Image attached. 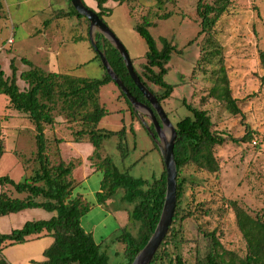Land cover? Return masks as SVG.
Wrapping results in <instances>:
<instances>
[{
	"label": "rangeland",
	"instance_id": "obj_1",
	"mask_svg": "<svg viewBox=\"0 0 264 264\" xmlns=\"http://www.w3.org/2000/svg\"><path fill=\"white\" fill-rule=\"evenodd\" d=\"M83 1L97 12L96 4L91 7L87 0ZM206 1L213 4L216 0ZM197 2L134 0L129 5L109 2L110 13L104 16L105 23L125 46L139 73L143 72L147 45L134 29L135 24L142 23L145 17L152 24L150 31L160 48V37L175 44L177 50L165 77L175 89L169 99L161 102L164 110L176 125L191 114L183 104L185 100L205 110L211 117L213 130L226 137L223 145L214 148L220 166L217 173L189 165L180 174L185 180L182 207L188 214L182 223L180 245L185 264H196L198 255H205L211 246L207 235L212 232L228 252L227 261L245 258L247 244L237 226L232 202L252 217L264 220V70L259 57L264 50V0H231L210 35H199ZM56 10L68 11V0H0V68L6 78L11 77L10 62L15 59L21 90L27 85L20 74L29 70L22 59L44 70L74 77L102 79L104 76L103 68L95 60L96 51L85 19L62 18L53 20V26L44 25ZM221 63L226 68L232 96L241 114L230 113L222 102L210 96ZM147 83L154 91L162 93V89ZM100 102L109 113L101 120L100 128L118 131L125 127L130 149L129 156L122 161L116 148L118 139L114 137L104 143L102 158H113L120 169L133 177L150 181L159 178L164 162L156 140L144 122L131 115L115 82L101 88ZM8 105V98L0 94V129L4 145L0 176H9L19 183L32 174V166H38L37 145L33 123ZM61 105L59 103L54 112L57 124L48 126L46 132L48 154L53 164L62 158L56 154L57 137L70 142L72 132L81 128L66 119ZM144 120L150 124L149 119ZM247 132L252 133V140H231H240ZM62 148L66 163L79 167L98 165L97 159L84 161L79 158L82 156L79 150L68 149L65 145ZM83 173L75 174L78 185L73 195L82 197L84 193H93L96 198L103 174L98 171L83 180ZM7 189L11 197H21L12 187L7 186ZM90 198L88 196L85 201L92 209L81 219L83 226L87 231L98 229L102 233L96 234V238L101 251L108 255L109 264L125 263L123 244L112 240L120 233L121 225L136 234L138 225L129 221L126 210H119L129 206L118 197L114 203L93 208Z\"/></svg>",
	"mask_w": 264,
	"mask_h": 264
},
{
	"label": "trees",
	"instance_id": "obj_2",
	"mask_svg": "<svg viewBox=\"0 0 264 264\" xmlns=\"http://www.w3.org/2000/svg\"><path fill=\"white\" fill-rule=\"evenodd\" d=\"M97 4V14L104 21V16L109 12V2L118 5H129L134 0H94ZM231 0H216L210 4L206 0H198L196 12L200 19L199 35H210L219 19L227 11ZM68 11L56 10L51 19L44 22L49 26L53 20L62 18L85 19L72 6L68 0ZM105 22V21H104ZM151 22L144 17L142 23L134 25V29L145 41L147 51L143 72L139 73L140 80L156 95L161 103L169 99L175 86L165 80L177 46L166 37L158 40L151 34ZM102 36H97V45L104 49L107 58L119 76L128 87L132 95L139 101L148 103L130 77L123 58L118 51L107 41L101 43ZM260 62L264 70V50L261 51ZM29 70L20 74L27 88L21 90L17 81L18 69L15 59L10 62L11 77L6 78L0 68V94L5 95L9 101V107L23 113L33 123L37 145L36 160L38 166H32V174L24 181L16 183L9 176H0V217L13 213H19L26 209H42L53 214L48 220L27 221L22 228L10 233H0V264H9L3 257L5 248L28 242L32 237L42 234L53 239V243L45 250V260L42 264H109V257L101 251V246L96 243L93 235L87 233L82 227L81 219L89 213L92 207L81 197H73V191L78 185L72 173L73 164L66 163L60 158L53 164L48 154L49 139L46 136L48 126L57 124L54 112L61 103V111L70 122L81 126L78 131L72 132L70 142L90 143L94 151L88 157L89 161L98 160L94 166L96 171L103 174L100 191L97 193V204L107 206L110 202L120 198L122 203H127L128 219L132 224L138 225L136 234L128 227L119 229L120 233L112 241L123 244L126 262L132 264L139 251L147 244L154 232L163 209L166 195V171L159 178L146 180L133 177L128 171L120 169L113 158H102L101 150L105 142L118 139L116 145L122 161L129 156L127 142V129L122 127L118 131L100 128V122L108 111L100 102L101 88L113 80L102 66L100 57L96 52L95 60H98L104 70L102 79H90L74 77L66 73L51 72L36 67L31 61L22 59ZM133 62V61H132ZM134 65V64H133ZM147 81L162 89L157 93L149 87ZM122 97L129 106L131 115L139 119L137 113L126 96L121 91ZM210 96L222 102L226 109L234 114H241L237 100L233 98L226 68L223 63L217 70V78L210 90ZM184 106L190 111L187 116L175 125L177 139L174 148L177 163V207L173 223L169 233L157 250L151 264H185L180 255L182 223L188 216L182 207L185 192V180L181 179L182 169L194 165L209 173H217L220 170L219 163L214 155V148L226 142V137L217 134L213 130L211 117L205 110L187 104ZM151 128L153 129L152 125ZM234 142L252 140V133L239 139H231ZM65 142L57 137L55 145L58 147L56 154L61 156L60 143ZM4 154L3 138L0 129V159ZM62 157V156H61ZM12 187L13 191L21 197H11L4 188ZM119 196L117 197V195ZM117 197V198H116ZM235 211L237 226L246 241L247 254L244 259L226 260V252L216 238L215 232L209 233L211 246L202 257L198 255L196 264H264V220L254 218L236 202H232ZM171 245V247H169ZM172 248V249H171ZM231 255H233L231 253Z\"/></svg>",
	"mask_w": 264,
	"mask_h": 264
},
{
	"label": "water",
	"instance_id": "obj_3",
	"mask_svg": "<svg viewBox=\"0 0 264 264\" xmlns=\"http://www.w3.org/2000/svg\"><path fill=\"white\" fill-rule=\"evenodd\" d=\"M70 1L74 9L89 21V38L93 48L100 57L102 66L126 96L132 109L137 113L139 119L144 122L151 136L156 140L164 162L166 171V195L161 216L147 244L139 251L132 262V264H151L157 250L169 233L177 207L178 169L174 153L177 130L156 95L140 80L128 51L113 31L98 16L97 12L89 8L83 0ZM98 35L102 36L103 46L104 40H107L121 55L130 77L148 103L141 102L132 95L128 87L116 74L107 58L106 51L100 49L97 45ZM144 118L149 119L153 129Z\"/></svg>",
	"mask_w": 264,
	"mask_h": 264
},
{
	"label": "crops",
	"instance_id": "obj_4",
	"mask_svg": "<svg viewBox=\"0 0 264 264\" xmlns=\"http://www.w3.org/2000/svg\"><path fill=\"white\" fill-rule=\"evenodd\" d=\"M87 2L90 4L91 7L96 4L94 0H87ZM73 19H77V18H73ZM53 25H54V21L49 26H53ZM46 132H47V129L45 133ZM64 145L68 149L79 150L80 154L82 155L79 158H82V160L84 161H87L88 157L92 155L94 151V148L90 143L62 142L59 145V149L61 151V156L64 161H65L64 156H63L64 151L62 148V146ZM79 171H84L82 175L83 180H87L93 173L98 172L96 171V168L94 166H82V167L75 166L73 173H72L74 178H75V174H78ZM4 189L5 191H8L7 188H4ZM88 196L91 197L89 200L90 202H93L92 203L93 208L99 207V205L97 204V199L95 198L93 193H84L82 197L84 200H86ZM73 197L75 196L73 195ZM52 215L53 214L48 213L42 209H26L19 213H13V214H10L4 217H0L1 220H4V223H0V233H10L15 229L22 228L23 225L27 221L48 220L52 217ZM81 224H82V220H81ZM2 225H3L4 230L2 229ZM123 226L124 225H121V227ZM82 227L85 229L87 233H91L96 243L100 245V243H98L96 236L102 233L97 229L98 227L97 226L94 227L97 229L96 232L87 231V229L83 226V224H82ZM52 243H53V239L50 236L42 234L40 236L32 237L26 243L17 244V245H13V246H9L5 248L3 251V257L8 261L9 264H42V262L45 260L44 252Z\"/></svg>",
	"mask_w": 264,
	"mask_h": 264
},
{
	"label": "built area",
	"instance_id": "obj_5",
	"mask_svg": "<svg viewBox=\"0 0 264 264\" xmlns=\"http://www.w3.org/2000/svg\"><path fill=\"white\" fill-rule=\"evenodd\" d=\"M10 43H13V40H10Z\"/></svg>",
	"mask_w": 264,
	"mask_h": 264
}]
</instances>
